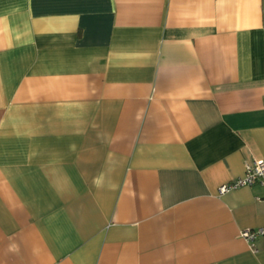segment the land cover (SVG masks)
<instances>
[{
    "label": "crops",
    "instance_id": "obj_1",
    "mask_svg": "<svg viewBox=\"0 0 264 264\" xmlns=\"http://www.w3.org/2000/svg\"><path fill=\"white\" fill-rule=\"evenodd\" d=\"M264 0H0V264H264Z\"/></svg>",
    "mask_w": 264,
    "mask_h": 264
},
{
    "label": "built area",
    "instance_id": "obj_2",
    "mask_svg": "<svg viewBox=\"0 0 264 264\" xmlns=\"http://www.w3.org/2000/svg\"><path fill=\"white\" fill-rule=\"evenodd\" d=\"M253 183L264 184V158H255L251 163H246L241 176L221 183L217 190L221 194L233 188ZM262 235H264V225L245 227L240 230V236L249 242Z\"/></svg>",
    "mask_w": 264,
    "mask_h": 264
}]
</instances>
